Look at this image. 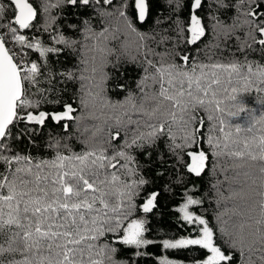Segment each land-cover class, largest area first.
Listing matches in <instances>:
<instances>
[{
    "label": "snow or ice",
    "instance_id": "1",
    "mask_svg": "<svg viewBox=\"0 0 264 264\" xmlns=\"http://www.w3.org/2000/svg\"><path fill=\"white\" fill-rule=\"evenodd\" d=\"M61 55L75 63L53 71ZM206 172L211 214L186 179ZM161 191L183 234L151 235ZM152 247V264H264V0H0V264Z\"/></svg>",
    "mask_w": 264,
    "mask_h": 264
},
{
    "label": "trees",
    "instance_id": "2",
    "mask_svg": "<svg viewBox=\"0 0 264 264\" xmlns=\"http://www.w3.org/2000/svg\"><path fill=\"white\" fill-rule=\"evenodd\" d=\"M54 11H57V12L63 11V12L71 13V12H73V9L71 7H66L64 9H58V10H54ZM152 14L155 15V6L153 8ZM233 14H234V10H229L223 14L222 18L230 17ZM184 15H187V13L185 12ZM68 22L79 23V21L73 16L68 17ZM205 22L207 23V21H205ZM60 23L64 24V20H61ZM93 23H96V21L94 20ZM151 23H152V20L149 19L148 23L143 25V28H147L149 25H151ZM64 30L66 33L69 32V30L67 28H65ZM33 58H35V56ZM50 59L52 62V69H53V71H56V72H59L60 70H62L64 68L71 67L75 63L74 58H67L66 59L65 55H61L58 58L50 57ZM121 72L124 73L122 78L120 77ZM114 75H115L116 79H114L112 82H110V84L116 83L117 80L120 83H125L126 81L134 80L139 75V70L134 68L131 65H127V66L122 67L120 69V72H115ZM60 87H64V86L60 85ZM76 87H77V85H73V84L69 83L67 85L68 91L66 93H63L64 98L68 99V97H70L75 92ZM110 95H112L113 98H120V97H122L123 93H120L117 91V92L110 93ZM247 104L250 107H259L260 106L257 103L254 95L250 96L247 99ZM49 107H51V106H49ZM49 130L52 132L53 135L62 133V129H59V128L45 129L44 132L37 137V141L38 142H44L47 139V132ZM74 147H76L78 149L79 145L78 144L74 145ZM32 151L34 154H40V153H36L35 149H32ZM41 153L45 156H47L49 154L44 149H41ZM169 178L170 177L166 176L164 178V180L157 182V184L155 185V188H157V189L162 188V186L167 182V180ZM186 179L188 180V187H192L193 184L196 185V187L198 189V193H197L198 195H203L205 193L208 194V200H206L204 207H206L208 209V213L211 214V212L215 208V204H214V202H211V203L209 202L211 200L212 194L210 191L211 180H210L208 173L206 172L201 178H196L195 176H188ZM172 191H173V193H183L184 188L177 186V187H173ZM159 199H160V205L157 209H154V212L156 213V215L151 217V224H150V227L152 229L151 235L155 236V235L159 234V235L163 236L166 232L170 233V234H177V233L183 234V229H181V227L175 222L177 219V214L174 212V208L178 206V202H181V195L173 196L172 194L161 191V195H160ZM193 208L196 209L197 211L202 210L198 206H193ZM148 251L150 253H152L153 256L152 257H145L141 261V264H152V260L154 258V255L158 254L159 249L152 247V248H149ZM130 254H131L130 251L121 253L122 256H128ZM169 255L172 258L182 259L185 261H188L192 258H198L196 253L186 252V251H180V252L171 251L169 253ZM199 255L202 256V253H200Z\"/></svg>",
    "mask_w": 264,
    "mask_h": 264
}]
</instances>
